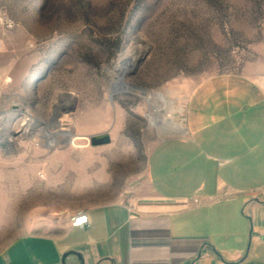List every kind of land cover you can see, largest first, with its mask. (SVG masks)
<instances>
[{
	"label": "rangeland",
	"instance_id": "rangeland-1",
	"mask_svg": "<svg viewBox=\"0 0 264 264\" xmlns=\"http://www.w3.org/2000/svg\"><path fill=\"white\" fill-rule=\"evenodd\" d=\"M0 73L3 253L145 192L202 81L264 78V0H0Z\"/></svg>",
	"mask_w": 264,
	"mask_h": 264
},
{
	"label": "crops",
	"instance_id": "crops-1",
	"mask_svg": "<svg viewBox=\"0 0 264 264\" xmlns=\"http://www.w3.org/2000/svg\"><path fill=\"white\" fill-rule=\"evenodd\" d=\"M85 211L88 226L74 213L61 236L18 238L0 264H264V78L202 81L187 133L151 153L146 191Z\"/></svg>",
	"mask_w": 264,
	"mask_h": 264
},
{
	"label": "built area",
	"instance_id": "built-area-1",
	"mask_svg": "<svg viewBox=\"0 0 264 264\" xmlns=\"http://www.w3.org/2000/svg\"><path fill=\"white\" fill-rule=\"evenodd\" d=\"M198 202V200H195ZM89 225V217L86 211L77 212L76 215L72 218L73 227H85Z\"/></svg>",
	"mask_w": 264,
	"mask_h": 264
},
{
	"label": "bare ground",
	"instance_id": "bare-ground-1",
	"mask_svg": "<svg viewBox=\"0 0 264 264\" xmlns=\"http://www.w3.org/2000/svg\"><path fill=\"white\" fill-rule=\"evenodd\" d=\"M140 58L141 57H134L133 59H132V61H131V63H130V65H129V67H127L126 69H125V72L123 73L124 75L125 74H127L129 71H132L133 69H135V68H137V66H138V63H139V61H140ZM1 115H2V113H0ZM3 116V115H2ZM169 121H171L170 123H172V120L171 119H168ZM167 121V120H166ZM175 127L179 130V131H185V127L183 126V125H181V124H179V125H177V124H175ZM83 211H85V210H81V211H79V212H83Z\"/></svg>",
	"mask_w": 264,
	"mask_h": 264
},
{
	"label": "water",
	"instance_id": "water-1",
	"mask_svg": "<svg viewBox=\"0 0 264 264\" xmlns=\"http://www.w3.org/2000/svg\"><path fill=\"white\" fill-rule=\"evenodd\" d=\"M110 142V136L108 134H102L98 136L92 137V144L93 145H102ZM190 264V263H185Z\"/></svg>",
	"mask_w": 264,
	"mask_h": 264
}]
</instances>
